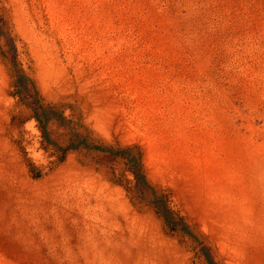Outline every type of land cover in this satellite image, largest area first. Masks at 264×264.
<instances>
[{
    "label": "rangeland",
    "instance_id": "rangeland-1",
    "mask_svg": "<svg viewBox=\"0 0 264 264\" xmlns=\"http://www.w3.org/2000/svg\"><path fill=\"white\" fill-rule=\"evenodd\" d=\"M0 16L65 118L42 134L0 50V264H208L135 199V170L214 264H264V0H0ZM72 135L89 148L57 163Z\"/></svg>",
    "mask_w": 264,
    "mask_h": 264
},
{
    "label": "trees",
    "instance_id": "trees-1",
    "mask_svg": "<svg viewBox=\"0 0 264 264\" xmlns=\"http://www.w3.org/2000/svg\"><path fill=\"white\" fill-rule=\"evenodd\" d=\"M0 50L1 54L6 61L7 67L13 78L12 87L15 89V94L19 98V102L25 109H29L31 118L37 122V125L45 134V129L52 121L65 120L62 114H57L48 104H44L42 98L39 96L33 81H29L27 76L23 73L22 68L18 62L17 44L6 25L2 16H0ZM20 104V105H21ZM57 117V118H54ZM60 123V122H59ZM73 140H69L65 148H60L53 144L55 147L53 154L58 153V162L61 163L65 160V156L69 151L77 150L80 148H89L86 141L81 140L78 135H72ZM134 177V186L136 193L135 199L139 202H145L154 208L155 212L163 218L164 223L171 232H178L184 237L191 238L192 241L199 243L200 252L208 264H214L211 250L199 240V235L191 226L186 222V219L181 216L178 210L172 209L171 195L167 194L155 185H152L143 172L132 171Z\"/></svg>",
    "mask_w": 264,
    "mask_h": 264
}]
</instances>
